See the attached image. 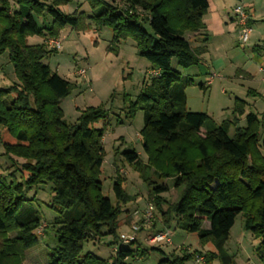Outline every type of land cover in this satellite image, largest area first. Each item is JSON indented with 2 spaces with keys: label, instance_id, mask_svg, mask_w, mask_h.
I'll list each match as a JSON object with an SVG mask.
<instances>
[{
  "label": "trees",
  "instance_id": "obj_1",
  "mask_svg": "<svg viewBox=\"0 0 264 264\" xmlns=\"http://www.w3.org/2000/svg\"><path fill=\"white\" fill-rule=\"evenodd\" d=\"M67 1L0 0V55L9 51L17 78L11 86L0 88V141L6 154L26 160L21 170L27 173L23 182L0 180V264H25L26 251L39 242L37 230L43 218L31 203L35 198H27L26 193L48 182L53 184L48 206L58 215L54 219L57 245L46 264H129V258L145 253L140 247L117 245L107 259L83 253L84 242L104 235L124 242L118 233L120 217L136 196L127 193V175L118 164L115 201L103 194L108 111L90 106L77 122H67L61 102L75 84L43 62L57 50L45 41H28L35 35L58 38L68 25L85 30L92 24L98 29L110 27L113 43L134 39L151 71L158 72L144 82L131 109L132 116L136 109L145 113L140 135L147 159L142 160L135 149H118L116 155L146 182L164 224L168 227L176 219L181 228L197 233L203 244L212 242L217 252L208 251L206 263L217 257L228 263L225 245L237 216L244 213L246 229L261 239L258 251L264 259V155L257 116L251 112L247 126L236 128L230 136L229 129L237 125L243 109L234 121L216 124L207 113L186 107L185 90L194 82L188 78L183 83L180 69L203 63L209 0H88L91 13L66 14L58 6ZM47 12L53 20L48 27L40 26L36 16ZM196 41L202 44L195 46ZM100 121L103 125L98 127ZM152 174L171 179L173 187L180 189L179 199L168 203L161 194L170 189L169 184L158 183ZM206 221L209 227L204 226ZM193 257L173 252L160 264H185Z\"/></svg>",
  "mask_w": 264,
  "mask_h": 264
},
{
  "label": "rangeland",
  "instance_id": "obj_2",
  "mask_svg": "<svg viewBox=\"0 0 264 264\" xmlns=\"http://www.w3.org/2000/svg\"><path fill=\"white\" fill-rule=\"evenodd\" d=\"M52 4L54 0H41ZM210 13H218L228 27L224 35L211 31L209 51L205 63L194 65L187 69H180L182 82L192 78L194 84L186 87L187 104L191 111L205 112L216 124L224 121H234L239 116L237 125L232 124L229 129L233 136L236 128L247 126L246 118L253 112L260 123L259 142L264 155V0H209ZM123 5L122 2H116ZM245 6L252 17L251 33L247 42L240 40V26L234 9L236 6ZM58 8L66 14L77 11L91 13L88 0H68ZM145 14V13H144ZM53 17L47 12L43 16H36L40 26H50ZM59 41L60 48H55L51 41ZM30 44L45 41L48 48L54 52L44 58L48 64L63 78L75 84L71 93L61 102L64 118L69 123L77 122L82 111L87 107L102 106L108 111L106 133L103 139L106 155L102 166L103 194L115 201L113 185L116 179V164L120 165L121 172L127 175L126 191L136 199L125 205L124 213L120 217L121 227L118 233H127L134 222L141 225L137 234V242L124 243L114 241L113 235H104L100 239H90L83 243V253L93 252L101 258H110L116 251L115 245L129 249L145 251L143 255L129 258V264H160L163 258H171L175 252L183 256L185 252L194 254L185 264H264L258 248L261 239L256 237L252 230L246 229L247 216L240 213L231 228L229 238L225 245L228 263L219 257L207 262L204 255L208 251L217 252L212 242L203 244L197 233L188 232L173 219L168 227L164 224L161 212L157 206L154 218L150 224H144L142 216L147 206L155 204L150 197V188L139 176V173L126 161L116 155L118 149H135L140 153L142 160L147 159L143 149L140 131L145 124L143 109H136L131 115L144 82L151 76V64L142 57L135 45L134 39L128 37L118 43H113V31L110 27L96 28L93 24L85 30H77L66 26L60 31L58 38L48 37L46 40L40 36H30ZM86 69L85 74L80 70ZM196 73V74H195ZM213 82L210 86L206 83ZM212 80V81H211ZM17 82L13 64L9 58V51L0 55V88L5 89ZM10 95V99L13 98ZM103 125V121L96 124ZM3 126L0 125V136ZM26 160L21 157H11L0 141V180L10 182H23L27 177L22 164ZM14 170H16L14 172ZM158 183H168L170 189L162 193L168 203L179 199L180 189L173 187L171 179H160L152 174ZM164 180V181H163ZM53 184L42 183L27 190V198H35L32 205L38 209L43 225L37 230L39 242L26 251L25 264H46L49 252L57 245L55 237L54 219L58 215L48 206ZM167 208V203L164 204ZM48 225V227H46ZM209 227V222H205ZM169 232L171 242L155 241L154 236ZM156 248V249H153ZM160 249V250H158Z\"/></svg>",
  "mask_w": 264,
  "mask_h": 264
},
{
  "label": "built area",
  "instance_id": "obj_3",
  "mask_svg": "<svg viewBox=\"0 0 264 264\" xmlns=\"http://www.w3.org/2000/svg\"><path fill=\"white\" fill-rule=\"evenodd\" d=\"M235 13L237 14L238 17V24L240 26V40L242 42H247L249 40V35L251 33V25H250V21L252 19L251 14L249 12V10L242 5H238L235 7L234 9ZM51 43L53 44V46L55 48H60L61 44L59 41H51ZM80 74H85L86 73V69H82L79 72ZM157 71H152L151 75H157ZM212 81V80H211ZM211 83V82H210ZM154 211H155V206L153 204H150L149 206H147L146 210L143 213L142 216V222L146 225L150 224L154 218ZM141 225L139 224V221L134 222L131 227L129 232L127 233H121V239H123L124 242L126 243H130L131 241H134L137 239V234L138 231L140 230ZM155 241H169L170 240V236H169V232H163L160 233L156 236L153 237Z\"/></svg>",
  "mask_w": 264,
  "mask_h": 264
},
{
  "label": "crops",
  "instance_id": "obj_4",
  "mask_svg": "<svg viewBox=\"0 0 264 264\" xmlns=\"http://www.w3.org/2000/svg\"><path fill=\"white\" fill-rule=\"evenodd\" d=\"M204 21H205L206 26H207L205 32H207L209 40L205 44L206 47H207V51L203 54V63H205L207 66L210 67V63L205 58V54L208 53V51H209V43L211 42V33H212L211 31L215 30V32L217 34L224 35L226 33L228 24H227L226 21H224V19H222V17H220V15L218 13L215 12V13L211 14L210 13V7H209L208 13L204 17ZM200 44H202V43H200L199 41H196L194 43L195 46H198ZM208 79H209V77H207L206 83L204 84V87L207 86V84L210 85V86L213 84V82L208 83Z\"/></svg>",
  "mask_w": 264,
  "mask_h": 264
}]
</instances>
